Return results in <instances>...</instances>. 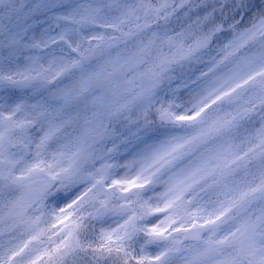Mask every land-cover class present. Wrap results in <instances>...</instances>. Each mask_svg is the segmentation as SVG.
Instances as JSON below:
<instances>
[{"label": "snow or ice", "instance_id": "1", "mask_svg": "<svg viewBox=\"0 0 264 264\" xmlns=\"http://www.w3.org/2000/svg\"><path fill=\"white\" fill-rule=\"evenodd\" d=\"M0 264H264V0H0Z\"/></svg>", "mask_w": 264, "mask_h": 264}]
</instances>
